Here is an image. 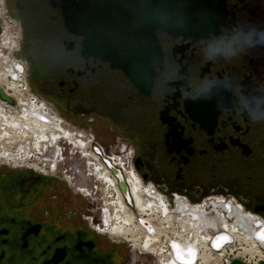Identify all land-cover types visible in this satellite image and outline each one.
<instances>
[{
  "label": "flooded vegetation",
  "instance_id": "af4514ba",
  "mask_svg": "<svg viewBox=\"0 0 264 264\" xmlns=\"http://www.w3.org/2000/svg\"><path fill=\"white\" fill-rule=\"evenodd\" d=\"M221 6L214 32H154L162 61L150 79L149 66L130 75L107 57L126 55L124 44L138 33L133 4L0 0V80L17 85L0 84V121L50 128L39 139L12 131L13 150L27 156V139L35 147L42 142L44 156L34 158L52 153L57 164L64 152L56 141L74 147L67 144L70 157L48 173L29 169L37 163L18 168L0 160V264H169L163 253L170 241L191 236L212 250L210 234L223 227L264 252L253 238L255 224L264 225V0H221ZM35 105L41 110L33 112ZM86 144L90 155L72 151ZM98 165L120 188L119 172L128 188L129 197L121 188L117 197L114 181L103 179L106 216ZM134 186L146 202L142 209H161L168 226L170 237L151 249L119 225L131 217L148 236L158 234L140 216ZM181 203L194 205L186 206L204 222L180 212Z\"/></svg>",
  "mask_w": 264,
  "mask_h": 264
},
{
  "label": "bare ground",
  "instance_id": "6f19581e",
  "mask_svg": "<svg viewBox=\"0 0 264 264\" xmlns=\"http://www.w3.org/2000/svg\"><path fill=\"white\" fill-rule=\"evenodd\" d=\"M12 32H10L8 30V27H6L5 32H4V36H6V39H11L13 36V34H11ZM12 78L14 80L18 79V76L13 75ZM0 84L3 87H9L12 89H16L17 85L14 83L12 84V82L6 80L5 78H1L0 80ZM26 96V94H25ZM36 111H40L41 109L39 108V106L35 105V107H33V112ZM39 113V112H38ZM39 116V115H38ZM39 118H41L42 120H44L45 122H49L47 121L48 119L45 118L44 116L40 115ZM30 119H32L30 117ZM10 124V123H9ZM21 131V133L26 134L25 131L31 133L33 135H37L38 139L40 137H47L45 131H50V128H48L46 125L43 124H37L36 121H31V120H18L17 122L11 123V125H7L6 127L2 126V121H0V160H5L6 162H10L12 164H15L16 162H14L13 158L11 156H13L14 158H17V155L15 154H8L6 153V151H11L13 149V145L14 144H10L9 142V136L12 135V131H17L19 130ZM31 129V130H29ZM39 132H43L40 134H37ZM8 134V135H7ZM56 135V133H55ZM47 139V138H45ZM44 139V140H45ZM62 139L59 138L57 142L61 141ZM43 141V140H42ZM31 142V143H30ZM36 147L34 146V142L30 141V139H27L26 142V152H34L35 154L37 153H41V151H43V147L41 148V143L37 142L35 143ZM43 146H46V144H42ZM87 144L85 145V148H82L81 150L85 151L86 153L89 154L88 150L86 149ZM60 153L61 150H60ZM42 154V153H41ZM90 155V154H89ZM41 156H44V154H42ZM29 157H31V155H22V157H20V159L24 162L26 161ZM62 157V156H61ZM92 157V156H89ZM50 158V157H49ZM92 159V158H91ZM84 160H87L88 162L90 160L84 158ZM29 161V159H28ZM35 163V162H33ZM31 163H23L22 166L21 164H17L19 167H26L29 168V165ZM95 172L94 174L96 175V177L98 178V181L102 184V191H103V198L105 201V206H104V213L103 215L106 216V211L108 210L107 206H108V201H107V191L104 188V178H108L111 181H114V188L116 191V196L118 197V193L121 194L119 185H118V181L112 177L111 173L108 172L107 170H105L103 167L101 166H97L95 167ZM29 169H33V170H37V171H44L46 173L50 172L51 170H57L59 169V165L56 163H53L51 158L49 160V164L44 165V168H41L40 165L37 163L36 167H32ZM99 169V170H98ZM102 174V175H101ZM134 190V194H135V200L138 203V206H141V214L140 216L142 218L147 219L150 223L152 224H156L157 230H158V234L155 237H150L146 234V232H144V229L139 227V226H135L136 223L134 224L133 219H131V217H124L125 219H123V223H119L120 227H122L126 233V235H130L131 237L134 238V240H142L144 241L143 245L145 244L146 246H148V249H151L152 247H156L159 246L162 241H163V237L166 236V238H169L170 236H168L167 231H168V226L165 228V226L163 225V217L160 214V212L162 211L159 208H154L152 211L150 212H146L145 210H143L142 206H144L146 204V202H144L143 205V197L142 195H140L139 191L137 190L138 188H136L134 186L133 188ZM136 189V191H135ZM182 208L186 209L188 213H190L191 215H193L195 220H198L199 222L197 223H202L205 220V216L204 215H200L197 216V214H194V211L189 210V208L184 205V204H180L179 207V211H182ZM182 215L181 219L187 217L184 214ZM179 215V217H180ZM118 216V215H117ZM105 217V220L106 221ZM122 218V217H121ZM149 223V224H150ZM142 224L145 227L149 228V224L146 221H142ZM169 224H171V221H169ZM138 225V224H137ZM140 225V224H139ZM199 226V225H198ZM255 228L258 229V233L255 234V232H253V238L254 240L257 242V244L259 245V247L264 250V225L263 224H255ZM119 227V228H120ZM121 228V229H122ZM204 226H201L202 231H204ZM196 229H200V228H196ZM200 229V230H201ZM223 231L218 232L214 235L210 234V239L208 241L209 246L211 247L212 250H210L206 244H203L201 246V249L199 247V245L196 243L195 240H193V237L190 236V240L187 242H179V241H170L169 242V253H163L164 256H166L167 261H169V264H176V262L178 264H226L224 262V259L226 256H230L232 259L234 258H241L240 260L246 262L247 264H258L261 261H264V252L259 251L256 247V243L254 242H249L245 237H243L241 234L237 233L235 238L234 236L229 233V231L226 228H221ZM176 231V230H174ZM149 232H151V230L149 229ZM183 233V232H182ZM180 234V233H174L172 235L173 239H177V240H187L186 235L184 234ZM205 234V233H202ZM236 239V240H235ZM169 240V239H167ZM158 241V243H157ZM142 243V242H141ZM165 244V246L163 247V249L166 247V243L164 242L163 245ZM235 244V245H234ZM247 244V245H246ZM235 246L236 248V252H234V250H232L231 248ZM241 248V249H238ZM162 249V250H163ZM201 250V251H200ZM220 254V255H218ZM222 254V255H221ZM174 256V257H173ZM176 260V262H175ZM252 260V261H250Z\"/></svg>",
  "mask_w": 264,
  "mask_h": 264
},
{
  "label": "water",
  "instance_id": "95a60500",
  "mask_svg": "<svg viewBox=\"0 0 264 264\" xmlns=\"http://www.w3.org/2000/svg\"><path fill=\"white\" fill-rule=\"evenodd\" d=\"M91 1V0H88ZM100 2L101 0H94ZM109 1V0H106ZM124 8L127 2L133 4L138 10L136 18L138 33L133 39H127L124 44L126 55L110 54V60L116 61V65L123 68L128 74L136 75L141 67L149 66V77L152 79L155 67L161 64V56L154 32L164 29L172 33L194 34L211 33L218 27V13L221 11V0H111ZM89 35L95 37L96 32L89 30ZM130 44V47L127 44ZM124 46H118L121 50ZM1 91V90H0ZM120 188L129 197L128 188L119 172ZM231 264H247L234 258ZM264 264V261L259 262Z\"/></svg>",
  "mask_w": 264,
  "mask_h": 264
},
{
  "label": "rangeland",
  "instance_id": "374dc122",
  "mask_svg": "<svg viewBox=\"0 0 264 264\" xmlns=\"http://www.w3.org/2000/svg\"><path fill=\"white\" fill-rule=\"evenodd\" d=\"M6 19V21H7V23L8 24H10V20L9 19H7V18H5ZM11 25V24H10ZM33 91H34V89H33ZM52 112L53 113H57L60 117H62L64 120H66L65 119V117L61 114V113H59V112H57V111H55V110H52ZM67 121V120H66ZM70 125H71V127H72V129L74 130V131H76V132H80L81 133V131H80V128H74V126H73V124H71L69 121H67ZM63 126V125H62ZM79 134V133H78ZM80 135V134H79ZM65 142V143H64ZM67 144H70V146L71 147H73V145H71V143L70 142H68L67 140L65 141V138H64V140L62 141H60V150H61V152H64L63 153V155H62V157H61V159H59L60 160V162L59 163H57L58 165H59V167H61L62 165H63V162H66L67 160H68V158L70 157V155H66L65 154V147L66 146H69V145H67ZM74 148V147H73ZM86 149H87V147H86ZM16 150H20V148H19V146H17V149ZM88 150V149H87ZM74 153H76V155L77 156H82L81 154H80V151L82 152L83 150H78V149H76L75 148V150L73 149L72 150ZM89 152V151H88ZM6 153H8V154H15L16 155V152H15V149L13 150L12 149V151H6ZM60 153V152H59ZM58 153V154H59ZM30 155H31V157H29L28 159H29V161H28V159L26 160V161H24L25 163H28V162H30L31 164L33 163V162H35V163H38L39 165H40V167L41 168H44V165H45V163L48 161V160H50V158H51V160H52V162H53V158H54V154H52V153H49L48 155H46V157L45 158H43V159H35L34 158V152H30ZM50 157V158H49ZM17 158H18V161H16V163H18V164H23L24 162L20 159V157H19V155H17ZM47 158H48V160H47ZM19 160H21V161H19ZM83 160H84V158H83ZM77 161H81L80 159L79 160H77ZM7 164H10L11 166H14V167H17L18 165L15 163V164H12V163H8V162H6ZM17 165V166H16ZM18 168H21V167H19L18 166ZM23 168H26V167H23ZM99 182V181H98ZM105 202V201H104ZM235 245V244H234ZM232 250H234V249H236V247L235 246H233L232 248H231ZM149 256H153V255H149ZM155 257V256H154ZM157 258V257H156ZM157 260H159L158 258H157ZM222 263V262H221ZM221 263H218V264H221Z\"/></svg>",
  "mask_w": 264,
  "mask_h": 264
},
{
  "label": "built area",
  "instance_id": "2783aa9c",
  "mask_svg": "<svg viewBox=\"0 0 264 264\" xmlns=\"http://www.w3.org/2000/svg\"><path fill=\"white\" fill-rule=\"evenodd\" d=\"M26 84V87H24V92L25 93H27V94H31V90L28 88V85H27V83H25ZM34 100H35V97H34ZM119 185V184H118ZM115 187V186H114ZM150 190H151V193H152V195L153 196H155V194H154V191L150 188ZM164 201L168 204V206L170 207L169 209H172V206L169 204V202L167 201V200H165L164 199ZM213 201H218V198H217V200H213ZM105 204V203H104ZM185 205H187V206H194V205H190V204H187V203H184ZM196 206H201V205H196ZM102 213H104V209L102 208ZM232 258L230 257V256H226L225 257V259H224V262L226 263V264H231V262H232ZM259 264V263H258Z\"/></svg>",
  "mask_w": 264,
  "mask_h": 264
}]
</instances>
